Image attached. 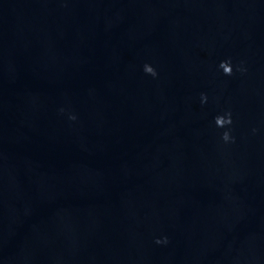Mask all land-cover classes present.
<instances>
[{"label":"water","instance_id":"water-1","mask_svg":"<svg viewBox=\"0 0 264 264\" xmlns=\"http://www.w3.org/2000/svg\"><path fill=\"white\" fill-rule=\"evenodd\" d=\"M0 264H264V0H0Z\"/></svg>","mask_w":264,"mask_h":264},{"label":"clouds","instance_id":"clouds-1","mask_svg":"<svg viewBox=\"0 0 264 264\" xmlns=\"http://www.w3.org/2000/svg\"><path fill=\"white\" fill-rule=\"evenodd\" d=\"M219 67L223 70V73L225 75H231L232 74V66H231V60L230 59L220 61ZM237 70L243 71V69H241L239 67ZM144 71L146 73L152 75L153 77H155L157 75L155 69L149 64L144 65ZM200 98H201V103H204L207 100V96L204 93H201ZM70 118L75 119L74 116H72ZM214 121H215V125L217 127H220V128H223L226 125H230L232 123L231 112L226 111L223 115H217L216 117H214ZM253 131H255V129ZM221 139L224 140L225 142H227V141L234 139V138L230 136V133L228 130H225L221 134ZM155 242L157 244L167 243V237L157 238Z\"/></svg>","mask_w":264,"mask_h":264}]
</instances>
